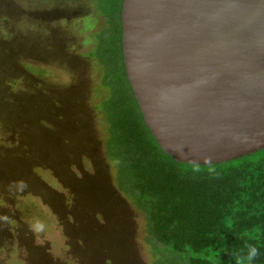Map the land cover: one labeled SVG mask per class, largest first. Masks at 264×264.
<instances>
[{"label": "rangeland", "instance_id": "rangeland-1", "mask_svg": "<svg viewBox=\"0 0 264 264\" xmlns=\"http://www.w3.org/2000/svg\"><path fill=\"white\" fill-rule=\"evenodd\" d=\"M112 32L91 0H0V225L23 238L0 243V264L36 249L49 264L159 260L107 156L102 108L123 88Z\"/></svg>", "mask_w": 264, "mask_h": 264}, {"label": "water", "instance_id": "water-1", "mask_svg": "<svg viewBox=\"0 0 264 264\" xmlns=\"http://www.w3.org/2000/svg\"><path fill=\"white\" fill-rule=\"evenodd\" d=\"M124 71L144 123L175 161L264 149V0H122Z\"/></svg>", "mask_w": 264, "mask_h": 264}, {"label": "trees", "instance_id": "trees-1", "mask_svg": "<svg viewBox=\"0 0 264 264\" xmlns=\"http://www.w3.org/2000/svg\"><path fill=\"white\" fill-rule=\"evenodd\" d=\"M91 1L112 28L109 42L117 47L116 72L123 77L118 99L108 98L102 108L107 156L118 189L144 214L157 264H264V149L211 165L180 163L165 154L127 83L122 0Z\"/></svg>", "mask_w": 264, "mask_h": 264}, {"label": "flooded vegetation", "instance_id": "flooded-vegetation-1", "mask_svg": "<svg viewBox=\"0 0 264 264\" xmlns=\"http://www.w3.org/2000/svg\"><path fill=\"white\" fill-rule=\"evenodd\" d=\"M39 52H41V51H39ZM42 53H44V55H46V54H48V53L53 54V52H52V51H49V50H43ZM127 83H128V82H127ZM128 84H129V83H128ZM6 179H7V182H9L10 179L14 180L15 183L17 182L16 177H10V178L7 177ZM1 221H2V220H1ZM3 223H4V224H3ZM3 223H1V224H3V225L6 226V227H4V229H6V230H5V231H4V230L2 231V228H1L2 225H0V243H2L3 241H5V243L7 242V243L9 244V247H11L12 245H14V242H17V241H18L19 243H21V242L23 241V238H22V239H18V240H17V238L15 239V237H16L17 235H13L12 231L9 230L10 228H9L8 225L6 224L5 220H4ZM62 225H63V226H62V227H63V230L65 229V231H66V230L68 229V230L70 231V233H72V234H74V235L80 237L79 235L73 233V232L75 231V228H74V229L72 228V225H71L70 221H65L64 223H62ZM79 225H83V229H84V231H81V232H80V233H82V234L85 233L86 228H87V229L90 228L88 222H86L85 224H84V223H80ZM90 229H91V228H90ZM80 230H81V228H80ZM94 230H95V228H94ZM98 230H99V229H98ZM99 234H100V233H99ZM85 236L89 237V235H87V233H86ZM89 238H90V237H89ZM91 238H93V237H91ZM80 239H81V238H80ZM80 241H82V240H80ZM0 245H1V244H0ZM0 248H2V247L0 246ZM73 248H74V250H77V248H76L75 246H73ZM27 249H28V248H27ZM29 257L31 258L30 260H32V261H31L32 264H49L48 259H47L44 255H42V253H41L40 250H37V249H36L35 251H31V250H29Z\"/></svg>", "mask_w": 264, "mask_h": 264}]
</instances>
